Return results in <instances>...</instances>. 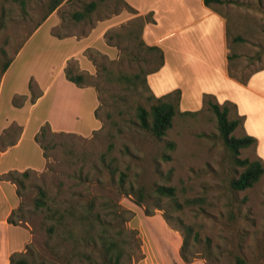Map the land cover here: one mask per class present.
Segmentation results:
<instances>
[{
	"label": "rangeland",
	"instance_id": "rangeland-1",
	"mask_svg": "<svg viewBox=\"0 0 264 264\" xmlns=\"http://www.w3.org/2000/svg\"><path fill=\"white\" fill-rule=\"evenodd\" d=\"M90 1L93 0H64L47 17L51 19L36 28L50 0H0V152L5 151L0 154V222L9 206L16 210L14 221L20 222L9 223L7 227L0 224V238L4 241L9 238L13 247L29 241L19 253L30 247L36 255L51 259L50 250L45 246L47 223L33 207L38 189L43 187L49 197L61 203L71 200L85 203L91 196L102 201L108 197L115 209L124 211L128 220L124 226L136 232L138 242L131 247L130 264H235L236 257L244 259L246 264H264V177L243 191L231 189L230 182L238 177L241 167L223 144L215 116L202 105V96L206 94L201 92L202 82L196 84L188 72H183L173 81L176 87L162 93L186 92L183 100L180 97L179 111L197 113L177 115L172 128L161 139L128 124V115H119L111 104L101 107L100 120L95 117L100 126L96 124L95 127L91 122L77 123L69 119L73 113L67 109L61 110L62 115L54 113L59 108L58 103L77 99L74 95L68 97L64 86L68 82L65 73L68 63L72 70L80 72L77 60L65 62L71 48L76 47L72 35H84L97 21L118 14L125 18L134 16L125 8L124 0H94L98 6L88 19L79 23L71 20L70 14ZM218 9L227 20L230 50L238 56L232 61L236 76L245 77L263 68L264 0H227ZM119 27L110 29L107 34L113 36ZM234 36L242 37L243 41L231 44ZM103 41L107 53L97 48L88 49L84 53L86 58L89 54H98V57L105 56L107 62L115 61L113 72L136 69L131 55L113 46L117 39L108 40L104 35ZM6 62L10 65L2 75L1 69ZM93 66L92 74L83 73L99 81L97 67ZM82 68L87 69L85 63ZM260 76L264 78V74ZM250 77L245 84H240L246 86ZM157 80L160 85L155 91L166 90L172 84L166 72ZM116 85L105 87V92L123 94ZM195 86L198 100L192 97ZM143 94L146 97L150 93ZM229 94L223 91L224 96ZM242 95L246 104L237 114L243 122L234 134L243 135L245 113H250L248 131L263 139L264 82L244 90ZM127 100L129 105L140 99L132 93ZM213 100L222 104L219 97ZM225 101L237 106L232 100ZM256 108L258 114L254 118ZM230 109L234 113L237 107ZM108 112L112 114L110 119L105 117ZM49 120L53 121V129ZM43 128L48 130L43 143L54 145V149L47 150L48 158H44L37 142ZM255 139V147L240 150L238 157L258 156L264 163L262 150L257 152L258 142L264 140ZM100 154H107V161L112 159L135 185L145 187L149 193L155 186H173L180 202L191 198L201 199L203 204L184 207L178 212L164 201L163 210L153 209L154 201L151 200L146 204L152 216H146L143 207L134 204L131 197L118 195L109 173L98 159ZM24 171L30 176L23 179L25 186L20 189L19 197L16 185L8 180L11 177L7 174L12 172L20 178ZM164 213L169 216V224L163 218ZM177 219L192 226L193 233L198 236L197 241H193L191 235L189 251L193 258L189 263L180 256L183 229ZM2 259L0 264L4 262Z\"/></svg>",
	"mask_w": 264,
	"mask_h": 264
},
{
	"label": "trees",
	"instance_id": "trees-1",
	"mask_svg": "<svg viewBox=\"0 0 264 264\" xmlns=\"http://www.w3.org/2000/svg\"><path fill=\"white\" fill-rule=\"evenodd\" d=\"M64 0H50L46 14L42 21L36 26L38 28L46 18L56 9ZM68 1V0H66ZM227 0H203L206 7L220 12L218 7L224 5ZM98 2L90 1L81 6L79 10H75L70 14L71 20L76 23L88 19L90 15L96 11ZM125 8L136 14V11L124 2ZM154 23L152 14L148 13L145 16H138L130 20L125 25H121L114 30V35L110 36L105 33L106 38L111 40L117 39L119 50L125 51L126 54L131 55L133 66L135 70L132 72H125L119 70L113 72L112 66L116 64L115 61L107 62L106 57L98 54H89L88 58L93 65L97 67V77L99 81L95 80L90 75L80 73L71 69L70 63L65 69L66 79L75 86L93 87L98 93L99 105L94 110V116L100 120L99 111L102 106H110L118 112L119 115L127 114V123L147 132L156 139L163 138L166 133L172 128L174 118L179 114L193 115L197 112H180L179 101L181 92L174 90L162 96H155L150 90L146 77L150 74L156 73L163 66L162 51L155 46H148L142 40V30L145 24ZM108 35V36H107ZM228 35L227 24V73L232 79L239 83L245 84L253 73L264 70L257 69L245 77L236 76L233 69V60L238 56L231 52ZM125 38V39H124ZM123 42L126 45H122ZM243 38L234 36L231 38V44L240 43ZM121 45L123 48H121ZM258 56L260 55L257 52ZM97 55V56H95ZM10 65L6 62L2 69V75ZM118 84L124 93H106L105 87H116ZM145 92L150 93L144 97ZM136 94L139 102L127 104L128 97ZM130 94V95H129ZM129 95V96H128ZM212 95L203 94L202 105L207 107L215 116L216 126L220 138L225 147L234 155V162L241 167V172L237 178L230 182V187L235 191H243L258 183L264 177V163L258 157L253 158H239L240 150H245L250 147H255L256 139L244 133L236 136L235 130L242 126L243 118L237 114L234 104L225 101L218 104L213 100ZM131 102V101H130ZM230 107L236 110L231 112ZM111 113H106V119H110ZM48 130L43 128L40 136L37 138L44 158L47 157V150L54 149L53 144L43 143ZM172 147V143H170ZM98 159L105 170L110 175V180L113 187L116 189L119 196L131 197L134 204L143 207L146 216H152V210L147 206V202L153 200V209L163 210L164 202L168 203L169 207L175 211L182 212L184 207H193L198 204H203L201 199L185 198L182 202L177 199V191L173 186L159 185L155 186L152 193H149L145 187L135 185L130 179L129 175L124 170H119L114 161L110 159L107 161V154H100ZM8 177L13 184L16 185L17 193L21 197L20 189L24 188L23 179L28 178L30 173L24 171L17 178L15 174L9 172ZM164 201V202H163ZM108 197L102 201L97 200L94 196L88 198L85 203L81 200H71L65 203L56 201L49 197L47 191L43 187H39L37 196L33 200V207L35 212L40 213L45 221V231L48 240L45 246L50 250L51 259H46L40 255H36L34 250L30 247L25 248L23 253H13L9 256V264H130L132 260V245L137 242V234L133 230L127 229L124 225L128 220L124 217V211L115 209L110 204ZM201 209H203L201 207ZM13 210L7 218V223L19 224L13 219ZM205 211V210H203ZM126 213V212H125ZM163 218L169 224V216L163 214ZM180 229L182 231V243L180 247V256L185 263L191 262L192 254L189 251L190 238L197 241V233H193L192 226L185 225L181 219H177ZM59 249H62L59 251ZM178 264V263H172ZM235 264H246L244 259L240 257L235 258Z\"/></svg>",
	"mask_w": 264,
	"mask_h": 264
},
{
	"label": "crops",
	"instance_id": "crops-1",
	"mask_svg": "<svg viewBox=\"0 0 264 264\" xmlns=\"http://www.w3.org/2000/svg\"><path fill=\"white\" fill-rule=\"evenodd\" d=\"M124 2L134 9L136 14L127 18L123 14H118L110 19L97 21L84 35H72L71 39L76 42V47L71 48L65 62L77 60L80 72L85 71L88 72L87 74H92L94 66L84 53L93 48L107 53V46L103 41V36L107 31L129 22L135 17L151 13L154 23L144 25L141 37L146 45L158 47L163 54V66L158 72L146 77L152 93L159 96L169 89L172 90L176 87L173 80H177L183 72H188L194 78L196 84L202 82L200 86L202 93H212L214 97H219L220 103L225 102L227 99L232 100L237 105L238 113L239 110L241 113V108L246 104V100H242L243 91L249 90L258 83L261 85L264 82L261 79L264 78H261L260 75L264 74V70L253 74L246 86L228 76L227 55L229 50L225 15L206 7L203 0H124ZM50 19L51 17L45 21ZM82 63L86 64L87 69L82 68ZM164 72L168 74V79L172 84L166 90L155 91V87L160 85L157 82V77ZM64 86L68 92L67 96L74 95L77 99L64 101L63 104L58 103L59 108H56L54 113L62 115L61 110L67 109V112L73 113L69 116V119L74 122L84 123V121H87V123L91 122L90 124L94 127L99 124L93 114L98 105L94 89L92 87L79 88L69 81ZM195 89L196 86L192 90V97L198 100V97L194 94ZM225 90L230 94L224 96L223 91ZM184 93L186 94V92H181V100L184 99ZM259 96L261 97V95ZM262 98L264 99V96ZM245 114L246 132L243 128L244 133L254 138L258 137V140H264V138L260 139L258 135L248 131L250 113ZM257 114L258 110L256 108L253 117L256 118ZM52 122L49 123L53 129ZM259 150H262L264 159L263 141L258 142V154ZM3 152L5 151L0 152V154ZM11 210H13V206H9L5 217L0 222L5 227L8 226L7 218L12 212ZM5 240L0 238V259H4L3 264H9V256L15 252H21L23 246L29 241L24 242L19 247H13L9 238Z\"/></svg>",
	"mask_w": 264,
	"mask_h": 264
},
{
	"label": "bare ground",
	"instance_id": "bare-ground-1",
	"mask_svg": "<svg viewBox=\"0 0 264 264\" xmlns=\"http://www.w3.org/2000/svg\"><path fill=\"white\" fill-rule=\"evenodd\" d=\"M170 77V76H169ZM174 81V80H173Z\"/></svg>",
	"mask_w": 264,
	"mask_h": 264
}]
</instances>
